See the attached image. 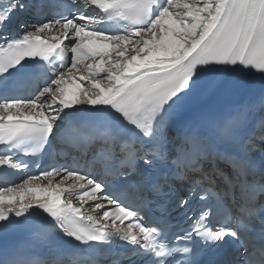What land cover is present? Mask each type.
<instances>
[{"label":"snow or ice","instance_id":"6c2138e0","mask_svg":"<svg viewBox=\"0 0 264 264\" xmlns=\"http://www.w3.org/2000/svg\"><path fill=\"white\" fill-rule=\"evenodd\" d=\"M0 168V264H264V0H0Z\"/></svg>","mask_w":264,"mask_h":264}]
</instances>
